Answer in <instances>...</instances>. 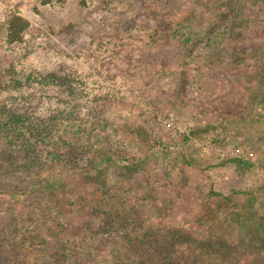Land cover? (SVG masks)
Segmentation results:
<instances>
[{
    "label": "rangeland",
    "instance_id": "374dc122",
    "mask_svg": "<svg viewBox=\"0 0 264 264\" xmlns=\"http://www.w3.org/2000/svg\"><path fill=\"white\" fill-rule=\"evenodd\" d=\"M212 191L264 213V0H0V264L204 241Z\"/></svg>",
    "mask_w": 264,
    "mask_h": 264
},
{
    "label": "trees",
    "instance_id": "16d2710c",
    "mask_svg": "<svg viewBox=\"0 0 264 264\" xmlns=\"http://www.w3.org/2000/svg\"><path fill=\"white\" fill-rule=\"evenodd\" d=\"M30 26L28 19L13 13L7 21V42H22ZM18 125L14 119L11 121L12 127ZM91 151L84 146L83 156L90 159ZM97 152L99 156L90 159V169H98L104 160L103 151ZM54 156L59 162L64 160L60 153ZM234 162L245 163L240 159ZM212 192L221 199L218 208L207 210L201 220L209 230L206 240H197L180 230L147 231L143 236L131 232L126 235L125 250L112 264H264V213L248 215L243 209L226 212L223 207L232 204L231 198ZM233 233L240 237L232 240Z\"/></svg>",
    "mask_w": 264,
    "mask_h": 264
}]
</instances>
